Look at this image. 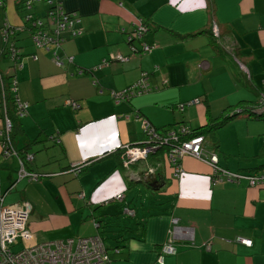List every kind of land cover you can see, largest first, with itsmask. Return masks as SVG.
<instances>
[{
  "label": "crops",
  "instance_id": "0c3cea01",
  "mask_svg": "<svg viewBox=\"0 0 264 264\" xmlns=\"http://www.w3.org/2000/svg\"><path fill=\"white\" fill-rule=\"evenodd\" d=\"M61 2L65 11L80 17L81 34L61 33L60 54L71 55L72 64L57 66L51 53L35 49L27 35L17 42L24 52L16 71L18 94L28 108L13 144L33 154L30 170L50 174L37 181L16 180V157L0 154L2 203L30 205V242L98 234L107 247L119 249L111 252V264H160V247L177 218L179 225L192 228V240L174 243L175 253L164 254L162 264H264V184L254 187L241 180L212 185L210 167L185 156L176 178L161 162L158 176L142 182L147 190L142 201L141 192L133 195L135 182L119 163L122 146L144 138L140 120L123 114L136 111L162 131L171 124L200 127L208 118L232 112L239 102L255 101L257 109L264 70V0ZM18 3L0 0V28L5 20L22 24L25 11ZM38 9L43 15L44 7ZM138 21L147 26L142 41L155 45L147 54H130L128 36ZM213 22L219 39L208 33ZM116 53L129 60H110L94 69ZM82 69L86 72L77 73ZM0 71L4 77L11 74L7 60L0 59ZM142 72L150 90L115 103L109 90L129 86ZM67 100L77 101L80 108L72 111ZM187 101L195 102L180 111L177 105ZM252 113L238 115L217 132L218 162L230 171L264 166V114L257 118ZM159 152L147 164H157ZM85 162L89 165L77 175L68 169ZM119 193L123 200H114ZM125 207L134 215H127ZM119 214L134 220L123 223ZM113 223L117 228H110ZM239 237L251 240V246L236 242Z\"/></svg>",
  "mask_w": 264,
  "mask_h": 264
},
{
  "label": "built area",
  "instance_id": "2783aa9c",
  "mask_svg": "<svg viewBox=\"0 0 264 264\" xmlns=\"http://www.w3.org/2000/svg\"><path fill=\"white\" fill-rule=\"evenodd\" d=\"M45 3L49 6L46 17L47 22L43 23L38 19L33 24L31 31L32 43L37 49H43L51 53L52 61L59 67L73 62L71 55L60 54L59 50L64 41L61 33L69 30L72 36H78L82 33L81 28L77 25L80 23V17L74 11H65L61 0H21V4L30 7L34 3ZM16 30H24V27L11 29L8 25H4L2 33L4 40L12 35ZM147 30V26L143 21H138L128 36V45L130 54H147L150 53L155 45L147 44L142 41V36ZM212 36L219 39L218 28L215 24L210 27ZM134 39V40H133ZM134 41H139L140 46L137 47ZM132 43V44H131ZM227 50L233 51V47ZM12 55L18 49L12 48ZM16 60V59H15ZM110 60H118L126 62L129 60L128 55L116 53L110 55L108 59H103L98 66L108 65ZM243 66V65H242ZM18 68L21 64L17 65ZM248 76L249 72L245 67L241 68ZM82 73V70H79ZM11 90L16 91V79H11ZM148 76L146 72H142L139 79L120 90H109V95L118 103L120 101L129 100L132 97L139 96L149 91ZM3 84L1 82V90ZM100 93L102 89H99ZM195 101H187L177 105L182 111L185 106L193 104ZM66 105L76 111L80 108V104L74 100H67ZM256 106L264 104V70L262 79V88L258 93ZM27 103H21L16 110V114L24 116L27 110ZM238 111H240L238 109ZM134 116L141 122V129L144 135L142 141L122 146L121 165L126 171V177L130 181L147 182L158 176L159 162L155 165L145 164L144 169H139L140 165L147 162L150 155L160 149L164 162H166L171 170L172 178L180 175L182 169L180 161L185 156H191L210 167V182L212 185L221 183H238L245 180L250 186L258 187L264 184V166L253 172H234L222 167L218 162V155L215 150L208 147L209 143L204 135L191 136L190 128L180 126L177 129L169 128L166 131H157L154 126L145 118L141 117L136 111L123 114L122 118L128 119ZM0 118L3 123L0 124V154L3 158L15 156L18 160L17 180L25 179L27 181H37L39 174L29 171L25 168V164L32 162L33 154L25 153L20 157L12 144L11 123L7 115L3 114L0 109ZM264 141V135L262 136ZM80 163L73 164L72 167L80 166ZM123 194H116L113 199L116 201L123 200ZM3 197H0V264H109L110 252L118 253L119 249L108 250L100 235H90L83 237H67L52 241L40 243H31V233L28 227V214L30 205L27 203L3 205ZM124 212L133 216L134 211L125 207ZM94 226L98 227V223L94 221ZM192 240V228L181 226L178 224L177 218H172L170 228L168 229L165 241L160 247V253L157 261L162 264L164 254H174V243ZM236 242H240L246 246H251L252 241L245 238H236ZM19 246L18 249H13ZM210 245L205 246L209 250Z\"/></svg>",
  "mask_w": 264,
  "mask_h": 264
},
{
  "label": "trees",
  "instance_id": "16d2710c",
  "mask_svg": "<svg viewBox=\"0 0 264 264\" xmlns=\"http://www.w3.org/2000/svg\"><path fill=\"white\" fill-rule=\"evenodd\" d=\"M17 1L19 2L18 3L19 8L22 9L23 11H25V15L23 16L22 24L13 26L5 20L3 22L1 28H0V59L7 60L8 64H9V68L12 69L11 74L7 77H4L0 71V109H1L2 113L7 115V118L10 120L11 127H12L11 134H10V136L12 138V144H13V139H14V133L16 132L17 127L19 126V121L23 117V116L21 117V116L17 115L16 110L18 109L19 104L27 103L26 101L21 100L19 97V94H18L19 93V87H18V79L16 76V71H18L22 67L21 61H22V58L24 56V52H23L22 46L18 45L17 42H18L21 35H27L28 40L31 43V45L35 49H37L33 45L32 38H31V31L33 30V27H34L33 24L36 23V21L38 19H41L43 23H46L47 22V17H46L47 12L46 11L49 8V6L43 2L42 3L40 2L38 4L34 3L30 7H26V6H23L21 4V0H17ZM38 6L44 7L43 15L41 14L43 12V10L39 11ZM43 19L45 21H43ZM4 25H8V27H10L11 29H14L17 27H24V30H21V31L16 30L12 35H9L8 38H6L4 40L5 37L2 33V28ZM208 33L210 34V36H212L210 29H209ZM74 37H76V36H74ZM212 38H213V36H212ZM215 41H216L215 39H214V41H212V44H214V47H216L215 43H214ZM12 48L18 49L17 52L15 51L14 55H12L13 54L11 51ZM41 50H43V49H41ZM43 51H45V50H43ZM59 52H60V50H59ZM31 57H33V55H31ZM72 63H70V64H72ZM18 64H21L20 68L17 67ZM85 72L86 71L84 69H82V73H85ZM77 73H79V70ZM12 78L16 79V91L15 92H13L11 90V86H10ZM1 82L3 84L2 90H1ZM150 88L151 87H149V89ZM254 102L249 103V102L245 101V102L237 103L236 105H234V107H232L233 108L232 112L225 114V115L224 114L220 115L216 118H212V117L208 118L206 124H204L200 127L194 128V129L190 128V131H191L190 135L191 136L204 135L205 138H207V141H208L209 145L211 146V148L217 152L219 149V140H218V136H217L218 130L220 128H222L223 126H225L227 123H229L232 119H234L235 117H237L240 114H247L248 117H251L253 115L252 110L254 109V107H253ZM27 106H28V103H27ZM68 108L71 109L69 106H68ZM238 109L240 111H238ZM72 111H74V110H72ZM26 114H27V110H26ZM262 116L263 115L260 114L257 116V118H262ZM2 120L3 119L0 118V124L3 123ZM0 126L2 127V125H0ZM180 126H185V125H179V124L178 125H175V124L172 125L171 124V125H169V128L177 129ZM185 127H188V126H185ZM154 128L157 131H160L155 126H154ZM166 130H168V128H166L162 131H166ZM13 146H14V144H13ZM15 150L18 152L20 157H23V155L26 153L24 149H21V150L15 149ZM159 151H160L159 154L161 153V157L160 158L157 157V160L161 164V162L164 161V158H163V154H162L161 150H159ZM155 156H157V152L154 154H151L149 158L155 157ZM120 161H121V158H120ZM120 161H119V163L121 164ZM30 163L31 162L26 163L25 168L29 171H33V170H30V168H28ZM88 165L89 164L87 162H85V163H82L80 166L69 167L68 169H69V171L74 172L75 175H77L78 173L83 172ZM33 172H35V171H33ZM35 173L39 174L38 172H35ZM49 174L50 173L39 174L40 175L39 179L42 177V175L43 176H49ZM16 180H17V178H16ZM131 182H135V181H131ZM2 197H3V195H2ZM11 205H13V204H11ZM96 223H98V222H96ZM98 225H99V223H98ZM75 237H80V236H75ZM81 237H83V236H81ZM107 249L114 251L117 248L110 246V247H107ZM111 261H112V259H111V252H110V263L109 264H111Z\"/></svg>",
  "mask_w": 264,
  "mask_h": 264
},
{
  "label": "rangeland",
  "instance_id": "374dc122",
  "mask_svg": "<svg viewBox=\"0 0 264 264\" xmlns=\"http://www.w3.org/2000/svg\"><path fill=\"white\" fill-rule=\"evenodd\" d=\"M213 24H215L214 22L212 23V25ZM211 25V26H212ZM216 25V24H215ZM218 32H219V30H218ZM218 38H220V33H219V36H218ZM216 40V39H215ZM135 42V44L137 45V43L136 42H139V41H134ZM139 44H140V42H139ZM226 46V45H225ZM227 47V49H228V47H230V46H226ZM231 48V47H230ZM230 52V51H229ZM232 53L234 52V48H233V51H231ZM100 64H98L94 69H99L98 68V66H99ZM239 66H240V68H242V67H244V66H242V64H239ZM261 107H264V104H262V106H260V107H258V106H256L255 108H261ZM261 114H264V113H261ZM160 149H157L156 151H159ZM121 156H122V151H121V153H120V158H121ZM147 162H144V163H142V164H139V165H143V164H146ZM124 171H125V169H123ZM73 174L75 175V173L73 172ZM125 174H126V171H125ZM152 179H154V178H152ZM134 189H135V191L136 192H134V194L133 195H137V193L138 192H141V195L143 196V199H142V201H145V197H146V188H144V186H143V183H135L134 184ZM132 196V195H131ZM135 203H137V205L139 206V205H141V202L139 201V200H137L136 199V201H135ZM134 202H133V206L134 207H137L136 206V204H135ZM137 211H138V209H137ZM117 218L121 221V222H129V221H131V220H134V218L133 217H126L125 216V214H119V215H117ZM113 225L114 226H112V227H110L111 229H115V228H117V226H115V224L113 223ZM19 248V246H14L13 247V249H18Z\"/></svg>",
  "mask_w": 264,
  "mask_h": 264
},
{
  "label": "water",
  "instance_id": "95a60500",
  "mask_svg": "<svg viewBox=\"0 0 264 264\" xmlns=\"http://www.w3.org/2000/svg\"><path fill=\"white\" fill-rule=\"evenodd\" d=\"M134 40V39H133ZM253 112H256L257 115H260L261 113H264V107H261V108H257V109H254L252 110ZM144 181H135V183H142Z\"/></svg>",
  "mask_w": 264,
  "mask_h": 264
}]
</instances>
